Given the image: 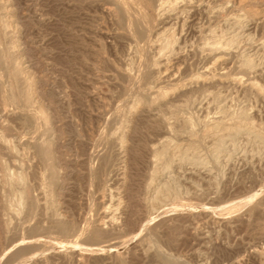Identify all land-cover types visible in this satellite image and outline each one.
<instances>
[{
  "label": "rangeland",
  "instance_id": "1",
  "mask_svg": "<svg viewBox=\"0 0 264 264\" xmlns=\"http://www.w3.org/2000/svg\"><path fill=\"white\" fill-rule=\"evenodd\" d=\"M119 1L0 0V264H264V0Z\"/></svg>",
  "mask_w": 264,
  "mask_h": 264
},
{
  "label": "bare ground",
  "instance_id": "2",
  "mask_svg": "<svg viewBox=\"0 0 264 264\" xmlns=\"http://www.w3.org/2000/svg\"><path fill=\"white\" fill-rule=\"evenodd\" d=\"M129 1V3H133V1L134 0H128ZM138 1V0H137ZM160 1H163V0H160ZM118 2H120L119 0H118ZM154 2H155V0H140V6L141 7H143L144 9H146V10H149L148 8H151L152 6H154ZM110 3V2H109ZM121 4H122V2H120ZM156 3V2H155ZM158 3V2H157ZM165 3H166V1H165ZM165 3H159L160 5H159V7L161 8L162 6H163V8L165 9V7H166V5H168L167 3H166V5H165V7H164V4ZM184 3V2H183ZM120 4V5H121ZM188 4V3H187ZM110 5V4H109ZM125 5V4H124ZM133 5V4H132ZM186 5V4H185ZM131 6V5H130ZM172 6H174V3H173V5ZM178 6V5H177ZM132 7V6H131ZM138 7V6H137ZM179 7V6H178ZM129 8V7H128ZM157 8V7H156ZM162 8V9H163ZM171 8H174V7H171ZM121 9V8H120ZM127 9V8H126ZM142 9V8H141ZM143 10V9H142ZM117 11V10H116ZM164 11H166V10H164ZM131 12V11H130ZM142 12V11H141ZM152 12V11H151ZM161 12V11H160ZM168 12V11H167ZM124 13L125 14H123V16L125 15V17L127 18V26L129 27V29H130V31L132 32V34H133V36L137 39V40H143L145 37H146V35H147V23H148V17H147V15H145V14H137V13H135V14H133V13H128V11L126 12V10L124 11ZM162 13V12H161ZM152 14V13H151ZM155 14V13H154ZM166 14V13H165ZM122 15V14H121ZM178 15V14H177ZM164 16V15H163ZM159 17V16H158ZM162 17V16H161ZM160 17V18H161ZM168 17V16H167ZM173 17V16H172ZM156 18V17H155ZM162 19V18H161ZM155 23H156V21H155ZM182 23V22H181ZM160 24V23H159ZM162 24V23H161ZM165 25V24H164ZM149 26V25H148ZM120 28H121V26H120ZM156 28V27H155ZM166 28V27H165ZM124 31V30H123ZM129 31V32H130ZM169 31V30H168ZM173 33V32H172ZM132 34H130V35H132ZM151 34V33H150ZM132 36V37H133ZM159 36V35H158ZM131 37V38H132ZM166 37V36H165ZM149 38H150V36H149ZM152 39V38H151ZM149 40V39H148ZM134 41V40H133ZM151 41V40H150ZM164 42V41H163ZM150 43V42H149ZM156 44V43H155ZM150 45V44H149ZM150 47V46H149ZM152 47V46H151ZM152 49V48H151ZM156 51V50H155ZM1 56V55H0ZM182 56V55H181ZM183 57V56H182ZM145 59V58H144ZM142 66V65H141ZM166 66V65H165ZM8 70V69H7ZM151 70V69H150ZM9 71H10V69H9ZM8 71V72H9ZM12 73V75H13V77L14 78H17V77H19V72H18V70H16V69H14L13 68V71L11 72ZM10 75V74H9ZM12 75H10V76H12ZM238 78H236V80H237ZM15 81H16V79H15ZM235 82V81H234ZM236 83V82H235ZM237 84V83H236ZM21 92V91H20ZM12 93V92H11ZM15 93V92H14ZM6 96V95H5ZM22 96V95H21ZM15 100V99H14ZM16 100H18V99H16ZM22 102V101H21ZM31 102V101H30ZM22 104V103H21ZM20 104V105H21ZM27 104V103H26ZM18 106V105H17ZM27 107H28V105H27ZM245 117V116H244ZM53 150V149H52ZM44 156H45V158H46V160L47 161H50V153H49V151L48 150H45V152H44ZM43 160H44V158H42ZM57 159V158H56ZM45 160V161H46ZM47 164V163H46ZM48 166H49V164H48ZM50 171V170H49ZM52 172H53V170H52ZM22 181V180H21ZM12 182V181H11ZM61 229L62 230H65L66 229V226L65 225H62L61 226Z\"/></svg>",
  "mask_w": 264,
  "mask_h": 264
}]
</instances>
